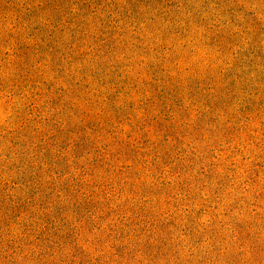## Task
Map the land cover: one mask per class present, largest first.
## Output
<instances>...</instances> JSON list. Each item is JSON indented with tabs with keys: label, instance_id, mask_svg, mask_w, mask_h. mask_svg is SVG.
<instances>
[{
	"label": "rangeland",
	"instance_id": "obj_1",
	"mask_svg": "<svg viewBox=\"0 0 264 264\" xmlns=\"http://www.w3.org/2000/svg\"><path fill=\"white\" fill-rule=\"evenodd\" d=\"M0 264H264V0H0Z\"/></svg>",
	"mask_w": 264,
	"mask_h": 264
}]
</instances>
